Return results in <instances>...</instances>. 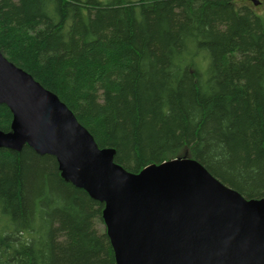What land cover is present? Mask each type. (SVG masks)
<instances>
[{
    "label": "trees",
    "instance_id": "trees-1",
    "mask_svg": "<svg viewBox=\"0 0 264 264\" xmlns=\"http://www.w3.org/2000/svg\"><path fill=\"white\" fill-rule=\"evenodd\" d=\"M0 50L125 169L192 158L264 198V11L235 0H0ZM12 121L0 104V130ZM104 208L55 156L0 147V264H117Z\"/></svg>",
    "mask_w": 264,
    "mask_h": 264
},
{
    "label": "water",
    "instance_id": "water-1",
    "mask_svg": "<svg viewBox=\"0 0 264 264\" xmlns=\"http://www.w3.org/2000/svg\"><path fill=\"white\" fill-rule=\"evenodd\" d=\"M0 104L13 113L0 147L55 156L65 180L105 204L117 264H264V198H246L192 158L125 169L115 149L101 148L56 93L1 50Z\"/></svg>",
    "mask_w": 264,
    "mask_h": 264
},
{
    "label": "rangeland",
    "instance_id": "rangeland-1",
    "mask_svg": "<svg viewBox=\"0 0 264 264\" xmlns=\"http://www.w3.org/2000/svg\"><path fill=\"white\" fill-rule=\"evenodd\" d=\"M237 5H249L251 6L256 12L261 13L264 11V4L255 5L252 0H235Z\"/></svg>",
    "mask_w": 264,
    "mask_h": 264
}]
</instances>
